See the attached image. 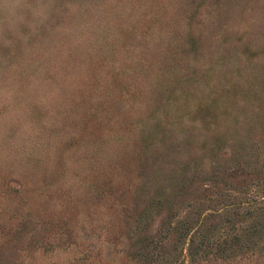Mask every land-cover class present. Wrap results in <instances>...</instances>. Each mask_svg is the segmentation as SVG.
I'll list each match as a JSON object with an SVG mask.
<instances>
[{
  "label": "rangeland",
  "instance_id": "374dc122",
  "mask_svg": "<svg viewBox=\"0 0 264 264\" xmlns=\"http://www.w3.org/2000/svg\"><path fill=\"white\" fill-rule=\"evenodd\" d=\"M0 264H264V0H0Z\"/></svg>",
  "mask_w": 264,
  "mask_h": 264
}]
</instances>
